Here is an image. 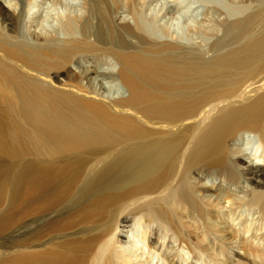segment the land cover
Masks as SVG:
<instances>
[{"label": "bare ground", "instance_id": "6f19581e", "mask_svg": "<svg viewBox=\"0 0 264 264\" xmlns=\"http://www.w3.org/2000/svg\"><path fill=\"white\" fill-rule=\"evenodd\" d=\"M3 1L8 9L2 11L0 5V96L6 94L15 113L45 114L40 116V121L50 136L63 145L56 148L40 144L47 152L106 145L116 134L125 139L142 129L148 134L149 128L135 126L137 114L142 119L154 120L157 127L153 129L166 134L160 154L172 147L171 156L179 158L181 170L172 179L173 183L163 187L170 174L160 157L159 179L155 177L158 181L149 173L133 189L130 187L133 191L128 189L123 194L124 197L137 194L133 199L136 205L145 208L150 205L145 221L135 218L124 240L116 238L117 221L65 248L62 236L50 233L57 223L47 228L40 247L16 251L0 263L71 264L81 256L86 264H116L118 260L125 264L139 251L142 256L160 254L155 264H184L188 257L182 249L186 247L193 257L187 264H221L211 260L206 255L208 251L204 254L189 244L187 232L182 230L183 224L174 214L162 210L153 212L150 208L156 200L164 205L169 199H180L195 206L230 200L225 211L206 210L205 214L202 211L206 216L213 214L222 220L243 206H252L256 215L263 210L259 204L264 207V170L259 174L253 171L247 177L240 166L251 170L254 162L264 163V0H256V9L249 11L243 3L234 0H188L206 4L202 14L213 13L221 18L216 23L207 22V18L200 22L193 18L192 28L184 25L187 30L182 31L183 36L174 29V21L179 15L193 17L183 13L187 5L161 12L163 7L158 5L161 0H46V8L53 14V22L49 23L46 10L35 12L31 19L26 17L29 7L37 6L38 0ZM165 15L166 20L161 23ZM257 16L259 19L255 21ZM218 29L224 31L225 38L213 45L220 46L208 48L211 50L208 56L205 50L199 51L200 46L196 48L182 40L184 37L189 40L195 34L202 37ZM27 35L34 40L28 41ZM81 61H89L91 65L85 67ZM102 65L106 69L100 70ZM47 80L58 82L52 86ZM12 119L16 134L23 137L28 120L18 115H12ZM239 142L252 148V159L247 160L245 153H241ZM7 151L6 147L0 150V157L5 153L13 156ZM4 179L7 184L9 176ZM14 182L17 186L11 191L9 201L19 206L1 225H7L14 218L17 224L29 213L40 210L42 213L38 214H44L50 210L53 202L50 197L44 203L39 197L44 182L28 184L23 191L16 177ZM207 182L209 187L204 186ZM165 188L167 192L163 193ZM242 188L246 191H241ZM237 192L242 196H236ZM211 195L213 199H209ZM5 198L6 192L0 194V205ZM92 213L95 214L93 210L87 211L83 217ZM250 213L246 210L247 216ZM235 219L239 228L228 225L226 236L240 235L242 231L244 239L260 240L264 236V230L257 229L256 225L248 232L252 221L240 214ZM73 221L70 218L60 222L59 232L66 235L69 230L87 225ZM149 222L158 226L160 246L165 237L180 245L173 255L160 247L155 253L146 238L145 223ZM37 236L35 233L33 238ZM263 248L264 244L259 243L255 249ZM141 264L154 263L149 259Z\"/></svg>", "mask_w": 264, "mask_h": 264}, {"label": "rangeland", "instance_id": "374dc122", "mask_svg": "<svg viewBox=\"0 0 264 264\" xmlns=\"http://www.w3.org/2000/svg\"><path fill=\"white\" fill-rule=\"evenodd\" d=\"M176 1H178V5L173 3L171 0H161L158 5L163 7L161 12L167 11V9L171 8L182 9L180 5H187L184 7V9H182L185 10L183 13L187 16H193L190 17L192 19L179 15V19L177 21L173 20L175 24L172 22L175 27L174 29L181 36L184 35V29L187 27L192 28L191 25L194 24V22H192L193 18L197 19L196 21L198 22L206 20L207 18V22L212 21L213 23L219 22V19L221 18V15L217 17V14L213 13L210 14L211 16L202 14L205 11L206 4H201L198 2L190 3L188 0ZM234 1L237 3H243V5L248 8V11L250 9H256L254 6H256L258 3L256 0ZM37 3V6L29 7L26 16L27 19H31V17L35 16L33 14L37 11H48L46 8V0H38ZM0 5L2 7V11L8 9L5 1L0 0ZM2 16L4 18L7 17V15ZM166 16L167 15H165L164 18H161V23L166 20ZM46 18L49 23L53 22V14L51 12L48 11ZM216 18L219 19L217 20ZM258 19L259 16H257L255 21ZM189 21H191V23ZM184 25L188 26L186 27ZM256 25L257 24H255L254 27ZM170 27L173 28V25ZM29 29L30 31H33L31 26ZM208 33L203 34L202 37L200 34H195L194 37L189 40H186L185 37L182 40L186 43H191L192 46L196 48L200 46V48H198L200 49L199 51L203 52L205 50V56H208L211 53V50H208V48L220 46L213 45L214 43H217V41H221V39L225 38L224 31L220 29L216 31L211 30L208 31ZM26 38L28 41L34 40L31 35H27ZM201 44H203V46ZM81 65L88 67L91 64L89 61H81ZM106 67L107 66L102 65L100 70L106 69ZM71 68L73 70L75 69L74 67ZM47 81L52 86H56L58 82L53 80ZM12 115H18L28 120L25 130L22 132L23 137L16 134L17 127L12 119ZM40 116L45 117V114L27 112L15 113L10 107V101L6 94H4V97L0 96V150H4V147H6L7 150H9L7 152H11L13 154V156H11L8 153H5L0 157V194L6 192V198L0 205V223L1 221L6 220L9 214L14 212L16 210L15 208H18L19 206L18 204H11L9 201L11 191L15 190L17 186L14 182L15 177L17 178L22 191L28 184H40L44 182V187L39 196L41 198V202L44 203V201L49 197V199L53 201L50 210H46L44 214H38L42 213L39 210L29 213L26 217H24L23 222L14 224L16 222V218H14L10 221H7V225L0 224V229L2 230H0V260L4 258L8 259L11 255H15L14 252L16 251L21 252L26 249H36L40 247V243L43 240V235L47 231V228L57 223V226L51 228L50 233L54 236L61 235L65 248L73 247L75 244L86 240L90 234L101 230L106 224L110 222L115 223L117 221L118 222L116 225L118 229L116 238L118 240H124L125 235L129 230V225L134 221L135 218L145 221V213L148 214L146 211L149 210L150 205L147 208L136 205V200L133 199L137 197V194H129V197L127 196L128 194L125 197L123 194L128 192V189H133L139 182H141L140 180H142L143 177L145 178L148 176L149 173H151L152 177H154L153 179L158 181L159 175L157 174H160V170L157 169V167L159 168L158 165H162L161 163H158L160 157L164 159L163 161L167 165L165 169L168 168L167 172L170 174V176L164 182L163 187H168L169 184L173 183V180H175L173 179L174 176L178 175L179 171L181 170V168L178 166L180 165L179 161H177L179 158L177 156H171V153H174L171 152L172 147H168L166 153L160 154V145L163 143L162 140L166 138V134L153 129L154 127H157L154 123V120L151 121L142 119L137 114L134 118V124L135 126H138V129H145V127L146 129H150L148 134L142 129V131H139V133L137 132L134 135L126 136L125 139L121 138L119 134H116V137H114L115 139H112L111 142L106 145H92L88 147H82L79 150L62 148L61 151L49 153L46 151L45 147L41 146L40 144L47 143L48 145L56 148L62 147L63 145L61 142L56 141L50 136L48 128L40 121ZM243 143L244 142H239L237 144L241 149V153H245V156L248 158H246L247 160L252 159V148L243 145ZM252 167L253 169L247 170L244 166H240V169L246 171L245 173L247 174V177H250L253 174V171H256L257 174L261 173L264 170V163L260 161L257 163L254 162ZM190 169H192V171L194 170V168ZM153 170L155 171L153 172ZM4 176H9L7 184ZM155 177H158V179ZM217 180L218 179L214 180L215 185L218 182ZM209 184L210 182H207L204 184V186L209 187ZM130 187L132 188L130 189ZM164 190L163 193H166L167 188ZM241 191H246V188H242ZM216 192L219 193L218 191ZM239 193L237 192L235 195L242 196ZM210 197L209 199L214 198L213 195ZM222 200L223 199L218 201L219 207L218 204L214 205L212 202L209 204L202 203L203 205L199 204L195 206L188 204L185 200L169 199L163 205L160 200H156V202H152L150 209L153 212L158 210L166 211L179 218L183 224L182 230L187 232L186 236L188 238L187 241H189V244L195 248L201 249L204 254H206L208 251L207 253L209 254L206 255L210 259L212 258L211 260L213 261L220 262L221 264H264V248L261 250L255 249L259 243L264 244V236H262L260 240L258 238L252 237L244 239L243 231L240 235L234 234L230 235V237L226 236L229 228L228 225L239 228V225H236L235 223L237 221L235 217L238 214H240L241 217H245L246 220L253 222L248 232L252 230L253 225H256L257 229L264 230V207H261L259 204V207L263 208V210H261L257 216L255 212H252L255 211L253 208H251L252 206H243L240 208V210L237 209L231 212L229 214V218L223 219L224 221L222 218H219V216L213 214L211 216L204 215L205 212H207L206 210L218 211L221 209L225 211V206H228L231 201L229 200L228 202H225ZM91 209L93 212H95V214L92 213L88 217H83L84 213L87 211L92 212ZM246 210L249 211V213L251 210L249 216L246 215ZM202 211H205L204 214ZM90 216L93 218H90ZM258 217L262 218V220H259ZM70 218H74L73 222L77 224H87L88 226L86 225V227L81 229L69 230L71 232L66 235H62L59 232L61 227L60 222L63 223ZM210 219L211 221H209ZM231 220L233 221L230 222ZM221 224H223V226ZM145 225L147 226L146 238L148 239V242L154 246L155 253L159 251L160 247L161 249L168 250L169 254L173 255V252L180 247L176 241L168 240L166 237L160 246V236L156 232L158 226L150 222L148 224L145 223ZM211 225L213 226L210 227ZM226 227L227 230L224 229ZM213 231H216V233H213ZM35 233L39 236L33 238ZM239 238L240 240H238ZM18 244L20 246H18ZM13 245H15V247ZM21 245H23V247H21ZM214 246L217 248H214ZM182 250L186 252L185 256L188 257V260L184 263L187 264L189 260H193L192 254L187 250L186 247H183ZM139 257H141V259L138 260ZM160 257V254H158L156 257H150L146 255L142 256L141 252L136 251L135 257L127 261L125 264H141L144 262V260L149 259H152V262L155 264L159 261ZM88 258H90V256H88ZM162 258L163 261H167L164 259V257ZM82 261L83 258L80 256L71 264H80ZM85 261L86 260H84L82 264H86ZM115 263L121 264L122 262L118 260L115 261ZM163 264L170 263L164 262Z\"/></svg>", "mask_w": 264, "mask_h": 264}]
</instances>
